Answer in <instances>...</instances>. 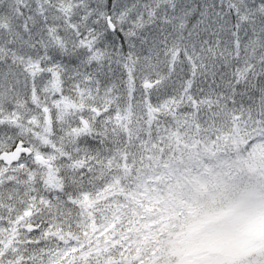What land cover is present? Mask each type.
<instances>
[{
    "label": "snow or ice",
    "instance_id": "6c2138e0",
    "mask_svg": "<svg viewBox=\"0 0 264 264\" xmlns=\"http://www.w3.org/2000/svg\"><path fill=\"white\" fill-rule=\"evenodd\" d=\"M0 264H264V0H0Z\"/></svg>",
    "mask_w": 264,
    "mask_h": 264
}]
</instances>
